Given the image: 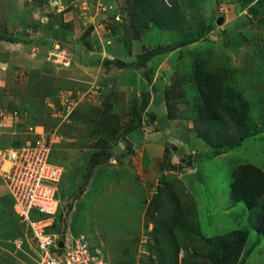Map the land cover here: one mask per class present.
I'll use <instances>...</instances> for the list:
<instances>
[{
	"label": "rangeland",
	"instance_id": "1",
	"mask_svg": "<svg viewBox=\"0 0 264 264\" xmlns=\"http://www.w3.org/2000/svg\"><path fill=\"white\" fill-rule=\"evenodd\" d=\"M0 33L17 38L0 40V140L55 131L58 232L109 264H170L176 249L177 264H264V196L229 197L236 166L264 172V0H0ZM196 64L222 84L217 120L198 112ZM63 95L77 104L58 117ZM3 186L0 264H38L14 247L26 231ZM233 230L248 232L236 261L215 240Z\"/></svg>",
	"mask_w": 264,
	"mask_h": 264
},
{
	"label": "built area",
	"instance_id": "2",
	"mask_svg": "<svg viewBox=\"0 0 264 264\" xmlns=\"http://www.w3.org/2000/svg\"><path fill=\"white\" fill-rule=\"evenodd\" d=\"M59 101L61 110L58 117L74 110L77 104L76 101L70 104L64 95ZM66 102L68 106L64 114L62 105ZM20 112L17 108L7 110L8 115L23 118L25 114ZM7 117L0 111V122ZM52 129L27 125L21 132L18 145L0 144V180L12 198L19 222L26 231L25 240L16 239L14 247L21 249L24 242L28 243L37 255L38 264H109L100 251L91 250L88 240L82 235L63 234L53 228L61 207L58 185L64 168L52 160L56 138ZM32 212L40 217L32 218Z\"/></svg>",
	"mask_w": 264,
	"mask_h": 264
},
{
	"label": "trees",
	"instance_id": "3",
	"mask_svg": "<svg viewBox=\"0 0 264 264\" xmlns=\"http://www.w3.org/2000/svg\"><path fill=\"white\" fill-rule=\"evenodd\" d=\"M0 40L15 42L17 38L0 33ZM162 50H155L154 53H160ZM194 81L196 83L202 104L198 109L200 116L204 119L207 116L212 120H217L219 114L218 105L222 98V84L219 78L211 73L204 71L199 65L194 67ZM221 84V85H220ZM18 109V108H17ZM264 127V125H263ZM245 134L238 136L237 143H240ZM264 196V172L253 164H240L231 172V182L229 183V197L233 202H242L246 208H255L260 199ZM58 227L57 217L54 223V230ZM254 231L264 236V206L257 215L254 222ZM246 230H233L230 233L217 237L215 240L220 242L221 248L225 249L227 254H231L230 249H236L235 261L247 239ZM177 249L174 251V258H171L170 264H177Z\"/></svg>",
	"mask_w": 264,
	"mask_h": 264
},
{
	"label": "water",
	"instance_id": "4",
	"mask_svg": "<svg viewBox=\"0 0 264 264\" xmlns=\"http://www.w3.org/2000/svg\"><path fill=\"white\" fill-rule=\"evenodd\" d=\"M221 22H222V19L216 22V24L219 25ZM52 58L55 59V56H53ZM59 246H62V242H59Z\"/></svg>",
	"mask_w": 264,
	"mask_h": 264
},
{
	"label": "crops",
	"instance_id": "5",
	"mask_svg": "<svg viewBox=\"0 0 264 264\" xmlns=\"http://www.w3.org/2000/svg\"><path fill=\"white\" fill-rule=\"evenodd\" d=\"M4 131V130H3ZM1 142L3 141V140H0ZM10 141V138H6L2 143H4V144H8V142ZM4 187V186H3Z\"/></svg>",
	"mask_w": 264,
	"mask_h": 264
}]
</instances>
